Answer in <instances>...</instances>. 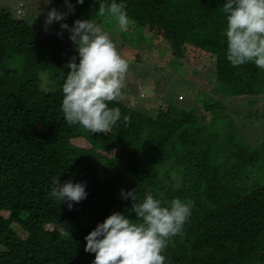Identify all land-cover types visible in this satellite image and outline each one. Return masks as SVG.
Listing matches in <instances>:
<instances>
[{
    "label": "trees",
    "instance_id": "trees-1",
    "mask_svg": "<svg viewBox=\"0 0 264 264\" xmlns=\"http://www.w3.org/2000/svg\"><path fill=\"white\" fill-rule=\"evenodd\" d=\"M111 2L70 0L75 10L68 12L63 0L61 9L109 30L116 21L92 13ZM115 2L126 5L133 21L121 32L123 43L138 47L155 37L166 44V84L173 88L176 80V90L182 84L196 90L208 86L204 78L211 74L208 87L218 98L200 100L199 110L195 101L164 87L155 115H149L124 97L137 77L150 78L151 69L127 59L123 98L109 104L122 114L112 131L92 134L69 126L62 85L69 59L79 62L76 48L55 37V27L44 36L0 10V264H91L95 254L84 250V237L113 212L135 219L133 201L122 199L121 189L134 190L136 202L149 191L165 205L174 197L194 201L184 234L163 253L166 264H264V132L261 140L252 135L254 119L264 125V71L227 60L225 0ZM10 55L20 58L18 68L5 66ZM44 73L51 90L40 78ZM224 99L250 112L233 122ZM147 100L152 106L156 99L149 95L140 104ZM261 103L263 109L251 111ZM124 115L131 118L127 126ZM53 177L61 184L86 182L87 197L70 210L50 198Z\"/></svg>",
    "mask_w": 264,
    "mask_h": 264
},
{
    "label": "clouds",
    "instance_id": "clouds-1",
    "mask_svg": "<svg viewBox=\"0 0 264 264\" xmlns=\"http://www.w3.org/2000/svg\"><path fill=\"white\" fill-rule=\"evenodd\" d=\"M50 3L47 0L45 4ZM64 3L68 12H74L70 0ZM76 3L83 4L84 0ZM22 5L18 3L17 14ZM222 11L226 14L227 60L233 67L253 63L264 71V0H225ZM68 12L51 8L44 21L45 30L54 21L65 20ZM95 15L106 17L109 22L114 19L122 31L133 23L126 5L115 0L110 4L100 3ZM60 28L69 31L79 57L78 63L76 56L69 59V71L62 85L64 120L69 126L79 125L92 134H107L122 116L118 107L109 104L123 98L129 61L121 56L109 33L93 18L76 19L71 27L62 22ZM130 119L123 116L125 126ZM52 184L50 198L66 203L70 210L73 203L87 197L86 182L67 180L61 184L58 177H53ZM120 195L122 199H132L130 211L135 213V219L113 212L84 237V250L95 254L91 264H166L163 253L173 237L184 234L194 201L174 197L165 205L150 191L141 202H136L134 190L121 189Z\"/></svg>",
    "mask_w": 264,
    "mask_h": 264
},
{
    "label": "rangeland",
    "instance_id": "rangeland-1",
    "mask_svg": "<svg viewBox=\"0 0 264 264\" xmlns=\"http://www.w3.org/2000/svg\"><path fill=\"white\" fill-rule=\"evenodd\" d=\"M22 2L23 5L20 7L21 12L17 14L16 10L18 7V3ZM47 3V0H0V10L8 12L10 16L22 18L26 20L30 25H32L36 30H38L42 35L44 36H50L52 35L51 31L53 27H55V37L57 36H63L64 39L68 42V44L76 48V46L72 43V41L69 39V31L67 29H61L60 24L67 23L69 27L73 26V23L76 19H81V15L77 18L67 17L63 21H54L51 25L47 26V31L45 30V24L44 21L46 19V14L51 8H56L57 11L61 12H67L66 7L65 9H61L63 4V0H51L50 4ZM93 16H95V12L92 13ZM68 16V15H67ZM83 20H87L82 18ZM96 22V20H95ZM98 23V22H96ZM99 24V23H98ZM109 30H106V28H103L105 31H107L112 38V40L115 42L117 49L122 57L125 59H129V61H133L134 59H137L141 64H144L148 66L151 70L150 78H143V77H137L135 79V86L133 88H129V91L127 92V95H125V101L131 104V106L138 108L141 111H144L146 113L149 112V115H155V112L157 110V104L159 100L162 99V95H164V87L165 90H171L173 93L177 92L184 95V98L187 96V99L189 102L191 100L195 101L196 103H192L194 106H197L198 109L201 108V102L200 100H205L208 98H218L217 94H214L212 89L208 86H211V74H208L205 76L204 80L205 84L208 86H202L201 84H198V87L196 90L192 89V87L189 89L187 85H178L177 90L174 88L176 86V80L173 84V88L169 86V75L168 73L171 72L166 69L167 60H168V54H167V47L166 44L163 45L161 42H155L153 41L154 38L147 37L144 38V41L140 42V45L138 47H134L131 43L125 44L121 41V32L123 33L118 25V23L111 24ZM59 33V34H58ZM149 35V33H146ZM135 37L134 34H131V38L133 39ZM137 38L134 40L135 42H138L139 39L142 37L136 36ZM133 46V47H132ZM164 56V57H163ZM21 60L18 56L10 55L7 60L5 66L11 67V68H18L17 65H21ZM172 70H176V65L171 66ZM44 74H41L40 78L43 81V85L47 89H52V84L49 82V79ZM168 79V80H167ZM176 79H179V76L176 75ZM181 88H184V91H181ZM152 96L154 99L153 105H150L149 100L144 101L143 104H140L147 96ZM133 97V98H132ZM191 99V100H190ZM222 105L224 106V111L229 120H232L233 122H239L242 118L241 116L245 113H249L250 109L246 105H242L239 101L234 99H224V102H222ZM258 107L252 108L251 111H255L257 109H263V103L256 105ZM210 117V115H207V118ZM258 121L257 124H254L253 132L251 131V127H247V130L252 132L254 135V138H258V140H261L262 137L259 135L264 132V125L261 123L260 119H254L253 122ZM76 144L80 145L83 144L80 139H75ZM101 151V150H99ZM104 154L110 155V153L103 152ZM13 227L17 230V232L24 236L25 233L17 224H13Z\"/></svg>",
    "mask_w": 264,
    "mask_h": 264
}]
</instances>
